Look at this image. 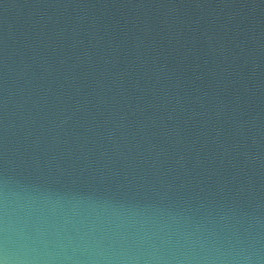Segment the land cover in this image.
<instances>
[{
	"label": "water",
	"instance_id": "water-1",
	"mask_svg": "<svg viewBox=\"0 0 264 264\" xmlns=\"http://www.w3.org/2000/svg\"><path fill=\"white\" fill-rule=\"evenodd\" d=\"M0 264H264V0H0Z\"/></svg>",
	"mask_w": 264,
	"mask_h": 264
}]
</instances>
